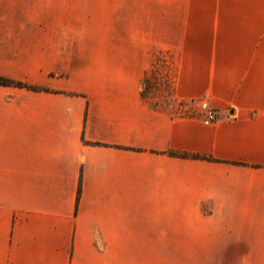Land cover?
Returning a JSON list of instances; mask_svg holds the SVG:
<instances>
[{
	"label": "crops",
	"instance_id": "0c3cea01",
	"mask_svg": "<svg viewBox=\"0 0 264 264\" xmlns=\"http://www.w3.org/2000/svg\"><path fill=\"white\" fill-rule=\"evenodd\" d=\"M60 7L0 0V76L45 89L0 86V264H138L173 217L264 250V32L168 47L170 104L153 105L149 48L85 55ZM198 100L216 121L175 112Z\"/></svg>",
	"mask_w": 264,
	"mask_h": 264
},
{
	"label": "rangeland",
	"instance_id": "374dc122",
	"mask_svg": "<svg viewBox=\"0 0 264 264\" xmlns=\"http://www.w3.org/2000/svg\"><path fill=\"white\" fill-rule=\"evenodd\" d=\"M60 5L73 10L76 48L85 55L89 48L120 42L149 48L141 89L153 105L170 104L178 56L168 47L207 48L223 41L224 33L254 38L264 32V0H60ZM200 102L176 104L175 112L204 118ZM260 239L173 217L171 239L140 242L138 264H264Z\"/></svg>",
	"mask_w": 264,
	"mask_h": 264
},
{
	"label": "trees",
	"instance_id": "16d2710c",
	"mask_svg": "<svg viewBox=\"0 0 264 264\" xmlns=\"http://www.w3.org/2000/svg\"><path fill=\"white\" fill-rule=\"evenodd\" d=\"M0 86H9V87H15V88H24V89L32 90V91L45 90V89H43L41 87L28 85V84H26L24 82L7 79V78L1 77V76H0ZM174 155H176V154H174ZM181 156H187V155L181 154ZM190 157L191 158H197V159H208L207 157H200L198 155H191ZM78 197H79V193L77 192V199H78Z\"/></svg>",
	"mask_w": 264,
	"mask_h": 264
},
{
	"label": "built area",
	"instance_id": "2783aa9c",
	"mask_svg": "<svg viewBox=\"0 0 264 264\" xmlns=\"http://www.w3.org/2000/svg\"><path fill=\"white\" fill-rule=\"evenodd\" d=\"M198 107L203 110L204 112V120L206 122H213L216 121L218 116L215 114V112L211 109H209L205 102H200Z\"/></svg>",
	"mask_w": 264,
	"mask_h": 264
}]
</instances>
